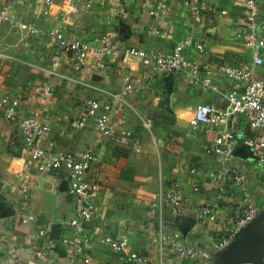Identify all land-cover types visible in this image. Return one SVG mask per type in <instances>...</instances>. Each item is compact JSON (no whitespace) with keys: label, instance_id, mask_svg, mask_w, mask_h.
I'll list each match as a JSON object with an SVG mask.
<instances>
[{"label":"crops","instance_id":"crops-1","mask_svg":"<svg viewBox=\"0 0 264 264\" xmlns=\"http://www.w3.org/2000/svg\"><path fill=\"white\" fill-rule=\"evenodd\" d=\"M46 1L0 0V7L13 20V24L0 25V95L20 101V118L46 121L50 133L39 141L42 149L49 150L54 142L68 156L78 157L88 150L96 156L88 179L98 185L94 198L97 218L87 226L92 242L79 258L89 264H121L120 254L97 242L95 232L101 229L102 235L126 240L127 250L142 254L149 264H160L157 244L149 235L156 227L149 203L160 182H176L182 186V205L177 217L166 211L167 234L200 250L214 251L216 264H260L256 250L264 235V216L242 231L232 251H215L237 221L242 198L229 182L218 187L209 175L223 164L209 152L215 135L192 133L189 128L197 105H212L220 111L226 107L233 83L221 69L251 64L247 50L235 40V33L244 26V0H168L167 14L155 18L149 15L153 0H51V6ZM197 6L208 7L201 24L191 19ZM258 6L264 20V0H258ZM72 7H79V13L61 21V15ZM19 24L59 31L62 38L96 47L104 39L117 53L106 57L92 54L85 69L75 73L68 55L50 40L28 35ZM201 39L206 43L202 54L189 48L182 53L192 62L211 64L210 90L193 86L179 75L146 84L141 63L121 54L127 49L169 54L183 48L186 41ZM263 74L264 66L254 70L256 78ZM126 76L132 78L135 87L126 96L130 109L113 108L110 120L115 132L131 134L129 145H116L100 136L91 119H86L82 129L71 127L73 121L85 117L84 102L109 101V94L122 91ZM45 86L51 88L52 96L42 99L37 91ZM223 130H230L238 142L228 164L244 174L252 202L264 203V168L257 164L255 152L243 144L255 139L257 131L250 129L243 116ZM25 165L31 167V179L24 202L19 191L21 181L13 173ZM193 185L198 192H192ZM23 204L35 218L34 223H18L17 212ZM206 205L218 206L213 233L207 221L194 218L195 210ZM74 207L68 174L37 173L19 128L0 112V264H71L73 252L62 239L71 236L67 223ZM40 232L46 235L40 237ZM162 264L197 263L165 254Z\"/></svg>","mask_w":264,"mask_h":264},{"label":"built area","instance_id":"built-area-1","mask_svg":"<svg viewBox=\"0 0 264 264\" xmlns=\"http://www.w3.org/2000/svg\"><path fill=\"white\" fill-rule=\"evenodd\" d=\"M129 1V0H127ZM209 1V0H208ZM51 0H47L48 6L52 5ZM154 6L149 15L152 18L163 16L168 11V0H153ZM244 26L243 29L235 33V40L242 43L247 50L250 65L239 67H226L221 69L227 80L233 83L231 90L226 96L227 105L223 110H218L212 105L200 104L195 107L192 118L189 120V128L192 133L204 135H215L214 143L210 153L223 161L218 172L210 173V177L218 187H223L229 182L231 187L241 195L242 202L239 207V216L231 229L225 234L221 241L215 246V251H226L236 242L241 232L256 218L264 216V203L255 205L252 202L250 192L247 188L244 174L235 166L228 164L231 158L232 148L238 144L230 130L222 128L230 127L238 117L246 118L250 129L257 131L255 139L244 140V146L255 152V159L258 165L264 168V74L259 78L254 75V70L264 66V20L260 16L258 0H244ZM208 7L197 6L191 14V19L196 24H201L202 15ZM79 7H72L69 13L61 15L60 20L65 21L71 14H78ZM221 14H224L222 11ZM13 24V20L5 8L0 7V25ZM19 27L28 35L37 40H50L64 54L69 56L71 70L80 73L85 69L90 55L106 57L114 55L117 51L111 45L104 42L98 47L91 46L81 40H68L60 36L59 31L46 32L38 29L32 24H19ZM204 40L196 42L186 41L183 48H175L169 54L154 51H142L127 49L121 52L124 59H135L141 63L145 71L143 79L146 84H153L160 77L179 75L183 81L196 86H202L210 90L212 87V75L214 70L211 64H198L185 58L182 53L184 48H189L199 54L205 50ZM99 67L104 68L103 64ZM80 84L78 80L75 81ZM240 84L243 86L240 87ZM84 85V83H83ZM134 82L131 77L124 78L122 91L109 94V101L102 103L99 99H89L84 102L85 117L82 120L73 121V129H82L86 119H91L97 133L116 145H129L131 134L127 131L115 132L110 113L113 108L120 111L130 107L126 103V96L134 91ZM42 99L52 96V90L45 86L37 91ZM20 101L12 100L8 96L0 95V112L5 119L16 125L22 135L26 149L29 152L30 161L35 165L39 174L52 173L53 171H65L68 174L69 192L74 198L75 207L73 217L67 223L71 230L70 237H63L62 243L71 248L73 255L71 264H89L87 260H81L79 256L91 245L92 237L87 230V226L97 218V208L94 203L98 185L88 179V173L92 165L97 161L96 156L90 150L80 154L78 157L68 156L61 151L56 143L49 144V150L40 147L39 141L50 133V127L41 118H20L17 115ZM147 128L149 126L147 125ZM190 136V134H187ZM195 172V171H192ZM15 179L21 181L19 191L21 198L25 202L28 198V185L31 179V167L25 165L18 173H13ZM192 192H198V187L193 185ZM182 205V186L180 183L169 185L159 183L154 199L149 203L150 209L154 213L156 227L150 232V237L156 242L162 264L164 255H171L182 262H193L197 264H216L214 251H204L191 244H185L176 236L167 234L165 230V213L169 211L177 217ZM217 205H206L195 210L196 221H207L209 231L215 232L217 221ZM17 219L20 225H28L35 222V218L26 211L23 204L17 212ZM46 235L40 232L39 236ZM95 237L97 242L109 249L111 252L120 254L121 264H149V261L140 253L128 251L126 240H117L103 234L101 229H96ZM260 264H264V242Z\"/></svg>","mask_w":264,"mask_h":264},{"label":"water","instance_id":"water-1","mask_svg":"<svg viewBox=\"0 0 264 264\" xmlns=\"http://www.w3.org/2000/svg\"><path fill=\"white\" fill-rule=\"evenodd\" d=\"M241 233H242V232H241ZM240 236H241V234H240ZM239 240H240V237H239V239H238L236 242H234V243L232 244V247H231L230 249H227V250L224 251V252L226 253V252H230V251H232V250L235 248V246H236V244L238 243ZM263 242H264V235L262 236L261 244H259V247H258L257 250H256V253L260 252L259 263H260V260H261V257H262Z\"/></svg>","mask_w":264,"mask_h":264}]
</instances>
